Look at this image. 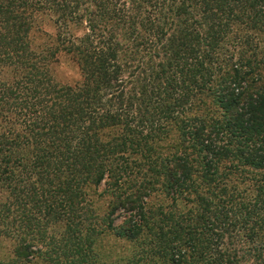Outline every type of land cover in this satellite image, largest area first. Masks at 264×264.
<instances>
[{"label":"trees","instance_id":"trees-1","mask_svg":"<svg viewBox=\"0 0 264 264\" xmlns=\"http://www.w3.org/2000/svg\"><path fill=\"white\" fill-rule=\"evenodd\" d=\"M103 230L113 264H264V0H0V264H106Z\"/></svg>","mask_w":264,"mask_h":264},{"label":"rangeland","instance_id":"rangeland-1","mask_svg":"<svg viewBox=\"0 0 264 264\" xmlns=\"http://www.w3.org/2000/svg\"><path fill=\"white\" fill-rule=\"evenodd\" d=\"M53 19L50 15H44L36 19V27L32 34L33 42L42 41V34L50 35L51 37L55 33L53 26ZM72 28V29H71ZM70 28V33L72 37H77L81 34V31L77 28ZM57 62L53 65L55 80L66 83L69 85H74L76 82L80 81L79 71L76 65L72 64L68 59V56L63 53L57 54ZM103 181L97 186L91 187L89 191L92 197V208L95 210V213L99 216L107 210V196L103 194ZM93 188V189H92ZM111 220L112 226L119 225L124 219V213L120 210L116 211L112 216L109 217ZM98 252L101 253L100 259L103 260L106 264H113L118 262V257L126 254L129 251V245L122 238H115L113 232L110 230H103L97 236ZM15 242L12 239L6 238L0 240V257L9 258L12 256V248ZM28 264H48L38 257L29 259Z\"/></svg>","mask_w":264,"mask_h":264}]
</instances>
